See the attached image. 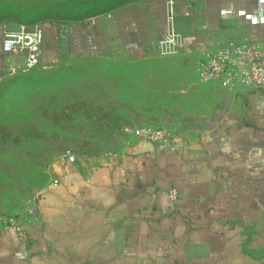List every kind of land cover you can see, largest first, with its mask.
<instances>
[{
	"label": "crops",
	"instance_id": "crops-1",
	"mask_svg": "<svg viewBox=\"0 0 264 264\" xmlns=\"http://www.w3.org/2000/svg\"><path fill=\"white\" fill-rule=\"evenodd\" d=\"M256 5L136 0L95 23H45L40 69L64 63L65 55L123 66L178 54L191 57L195 70L199 57L229 41L264 42V26L220 14ZM5 23L0 80L9 77V64L24 60L3 51ZM173 30L178 41L169 51L164 40ZM201 84L232 96L233 121L206 119L151 152H137L143 140L136 134L125 151L99 159L69 162L63 152L39 193L37 213L22 216L28 240L0 226V264H264V89ZM172 187L180 195L173 203Z\"/></svg>",
	"mask_w": 264,
	"mask_h": 264
},
{
	"label": "rangeland",
	"instance_id": "rangeland-1",
	"mask_svg": "<svg viewBox=\"0 0 264 264\" xmlns=\"http://www.w3.org/2000/svg\"><path fill=\"white\" fill-rule=\"evenodd\" d=\"M111 6V0H0V22L46 16L71 25L90 22ZM68 58L40 71L43 81L25 83L38 71L0 80V216H23L35 207L66 149L99 159L125 151L140 128L177 133L207 125L206 119H235L232 96L201 84L191 57L172 54L123 66Z\"/></svg>",
	"mask_w": 264,
	"mask_h": 264
},
{
	"label": "built area",
	"instance_id": "built-area-1",
	"mask_svg": "<svg viewBox=\"0 0 264 264\" xmlns=\"http://www.w3.org/2000/svg\"><path fill=\"white\" fill-rule=\"evenodd\" d=\"M173 4V0H170ZM172 15L173 9L171 8ZM220 14L224 18H242L252 26H264V0H257L254 11L244 8H223ZM97 17L91 18L95 23ZM45 31L41 24L28 25L23 23H5L2 38L3 51L8 55L24 56L22 63H12L7 66V76L12 77L21 73H29L41 68ZM178 41V33L174 30L164 40L174 50ZM195 71L201 83H217L222 87L238 90L264 89V42L244 38L241 41L232 40L225 43L218 51L206 53L199 57L195 64ZM135 134L143 141L154 144L166 143L171 134L164 129L144 127L137 129ZM69 162H75L77 157L71 149L63 154ZM53 184H58L54 179ZM170 201L179 199V190L169 189ZM37 209L33 207L29 214L35 215ZM0 226L14 228L21 240H28V233L24 229L22 216H0Z\"/></svg>",
	"mask_w": 264,
	"mask_h": 264
},
{
	"label": "trees",
	"instance_id": "trees-1",
	"mask_svg": "<svg viewBox=\"0 0 264 264\" xmlns=\"http://www.w3.org/2000/svg\"><path fill=\"white\" fill-rule=\"evenodd\" d=\"M133 1H136V0H111L113 6H111L110 8L106 9L104 12L108 13V12H111L112 10L124 5V4H127L129 2H133ZM105 13H100L99 15H103ZM98 15V14H97ZM6 23H23V24H28V25H34V24H41L44 28V24L45 23H56V24H60V23H63L64 21L63 20H58L57 18H48V17H43L38 21L36 19H31L30 21L28 22H22V21H4ZM77 22H84L82 19L78 20ZM77 22H74V23H77ZM45 31V30H44ZM35 71H38L36 72L35 74H32V75H29V77H25V83H29V82H33V83H36V82H39L40 81H43V75H42V71L41 69H38V70H35ZM22 74V73H21ZM20 75V74H18ZM18 75H15L14 77L18 76ZM37 87H41V86H37Z\"/></svg>",
	"mask_w": 264,
	"mask_h": 264
},
{
	"label": "water",
	"instance_id": "water-1",
	"mask_svg": "<svg viewBox=\"0 0 264 264\" xmlns=\"http://www.w3.org/2000/svg\"><path fill=\"white\" fill-rule=\"evenodd\" d=\"M155 148V144L150 141H143L142 147L138 149V153L140 152H151Z\"/></svg>",
	"mask_w": 264,
	"mask_h": 264
}]
</instances>
